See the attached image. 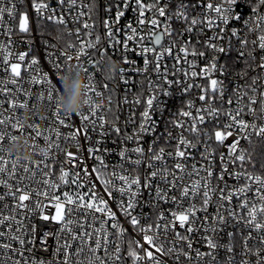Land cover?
Listing matches in <instances>:
<instances>
[{
	"label": "snow or ice",
	"instance_id": "6c2138e0",
	"mask_svg": "<svg viewBox=\"0 0 264 264\" xmlns=\"http://www.w3.org/2000/svg\"><path fill=\"white\" fill-rule=\"evenodd\" d=\"M241 5L248 6L247 17L237 11ZM29 9L38 22L66 29L70 15L79 25L67 31L76 40L65 48L45 44L52 72L39 68L30 42L25 51L16 50L14 33L31 31ZM99 11L98 0H55V6L52 0H0V264H264V171L245 169L251 157L241 146V139L250 143L253 134L264 139V124L255 123L264 120V0H106L105 18ZM128 11L133 20L121 27ZM237 22L242 30L229 27ZM207 30L214 34L201 40ZM58 32L60 41L63 32ZM249 33L256 39L249 41ZM226 36V44L217 43ZM118 48L128 69L113 67L104 76L103 91L88 74L87 110L64 111L62 74L72 66L89 73L85 61L98 67L105 57L111 60L109 49ZM233 50V63L243 64L236 72L243 83L234 81L229 90L223 78L229 67L218 54ZM94 52L99 60L93 61ZM129 52L143 59L142 67ZM169 58L171 67L165 63ZM200 58L205 65L197 71ZM129 73L147 81L146 99L142 91L128 99L134 82ZM199 77L204 83H196ZM121 83L124 93L114 104ZM172 87L190 98L159 132L153 115L163 118L166 105L160 96L171 97ZM129 104L133 108L121 121V105ZM141 104L137 123L134 108ZM28 110L31 123L18 115ZM26 130V143L42 159L8 150L20 137L14 132ZM110 137L117 147L106 146ZM81 139L88 142L91 167ZM61 141L75 143L77 152L65 151ZM112 155L119 158L115 163L107 159ZM260 167L264 170V162Z\"/></svg>",
	"mask_w": 264,
	"mask_h": 264
},
{
	"label": "built area",
	"instance_id": "2783aa9c",
	"mask_svg": "<svg viewBox=\"0 0 264 264\" xmlns=\"http://www.w3.org/2000/svg\"><path fill=\"white\" fill-rule=\"evenodd\" d=\"M187 2H193V0H187ZM84 3L85 4H90V3H92V0H84ZM105 3H106V0H98L99 9H100L99 16H100L101 19L105 18V12L103 11ZM52 4H53V6H55V0H52ZM173 7H174V5H173ZM78 10L79 9H77V11ZM198 10L199 9H197V11ZM237 11L243 12L245 17H247V15H249V9H248L247 5H241L237 9ZM93 19H96V17L93 16ZM68 20H69V23L67 24V28L66 29H65L64 25H58L57 26V25H54V24H52V23H50V22H48L46 20L38 22L36 20L34 11L29 9V27H30L31 31H30V33H27V34H19L18 32L14 33L13 39H15L17 41L16 50L17 51H25L28 48V43L30 42L33 45L32 54L36 55L39 58V60H40L39 68L41 70H43V71L52 72L53 70L51 68V64L49 63V61L47 60V57H46V51H48V49H46L45 44L46 43L55 44L57 46V49H59V48H65L69 42H75V40H76L75 36H68L67 35V31L71 30V31L74 32L75 28L78 27L79 25L71 23V16L70 15L68 16ZM132 20H133V13L131 11H128L126 13V16L121 20L120 26L123 27L125 22L132 21ZM16 24L18 25V20H17ZM174 27L181 28V27H183V25L180 24V23H174ZM229 27L230 28L231 27H236L237 29H241L242 30L243 29V23L242 22L230 23ZM58 29H60L63 32V39L60 40V41H57L55 39L60 34L58 32ZM98 31L101 34H103L104 29L101 27V28L98 29ZM213 34H214L213 30H207L203 35L200 36V39L203 40L206 37L212 36ZM118 38H122V34ZM186 38L187 37H185V39ZM0 39H3V37H0ZM248 39H249V41H251L253 39H256V35L249 33L248 34ZM227 40H228V37L226 36L224 41H217V43L226 44ZM231 43H232L233 46H238L236 38H231ZM249 48H251V44L249 45ZM70 51H72V50H70ZM109 53L111 55V61L115 62L118 65L117 69H119L121 67H123L125 69H128V65L124 64L122 59H121V51H120L119 48L116 49L114 52L111 49H109ZM73 55H74V51H73ZM212 55H213V53H211L209 51V53H208V60L209 61H210ZM218 55H219V62L221 64H225L226 63L228 65V67H229L228 75L226 77H223L226 80V82L228 83L229 90L232 89L234 81H239L242 84L243 81L240 80V78L236 75V72L243 67V64L242 63H233V61L237 59V52L235 50H233V51H230L226 55L225 54H218ZM257 55H260V53H257ZM128 56H129L130 59L135 60L137 62V66H141V67L143 66V59L139 55H137L135 52H129ZM92 59H93V61L99 60L100 59L99 54L94 52L92 54ZM107 59L108 58L105 57L104 58V63L102 65H99L98 67H93L92 65H89L86 61H85V64H84V66L89 69V73H83V75L86 77L88 83H89L88 74L94 75V80L92 81V83L97 84L99 90H101V91H103L102 84L105 82L104 76H107L108 75L107 72L109 71L108 66L106 65V62H105V60H107ZM189 59H191V57H189ZM71 63L74 64V62H71ZM165 63L168 64L169 67H171L173 65L174 61L171 58H169V59H167L165 61ZM197 65H198V67H197L196 70L199 71V68L203 67L205 65V59L204 58L198 59L197 60ZM184 67L187 70V66L185 65ZM149 71H151V69H149ZM253 74H255V73H253ZM116 75H117V80H118L119 79V73H117ZM2 76H3V74L0 73V77H2ZM50 78H52L54 80V82L57 83V86L60 87L58 77L52 76ZM152 78L155 79V75L154 74H153ZM176 78L180 79L181 77L177 76ZM217 78H219V74H217ZM25 79H27V76L25 77ZM129 79L133 80L134 82L131 83L130 85H128V87L131 88V90H132V94L128 96V99L132 100L134 95L137 93V91H142L143 92V97L142 98L146 99L147 95L149 94L148 93V89H147V81L143 80L142 77L137 76L134 73H129ZM142 80H143V83L145 85V87L143 89L140 88V82ZM196 83H204V78L203 77L197 78ZM110 86H111V83H110ZM27 87H28V85L25 84V88H27ZM33 87H34V90L39 91V87L40 86L37 85V86H33ZM124 89H125V86L121 83L119 92L113 96L114 104H115V102L117 101V99L119 97L123 96ZM171 91L173 93V95L171 97H164L163 95L160 96V99L163 100L165 102V105H166L165 112L163 114V118H161L159 113H155L153 115V119L157 120L159 122V127H158V131L159 132H163V130H164L163 121L171 119L172 114L176 113L179 109H181L183 103L187 99L190 98V97L185 96L184 94H182V91H181V89L179 87H172ZM88 96L92 97L93 100L97 99L95 97V95H94V92H88ZM105 96H107V93H105ZM194 97H195V90H194L193 95H192V98H194ZM23 98L24 97H21V99H23ZM197 104H199V101H197ZM121 106L124 109V113H123V115H121L120 119H121V121H123L125 119V117L128 115L129 109H132L133 106L130 105V104L129 105H121ZM29 109H31V103L29 105ZM83 109L86 111L87 110V106L85 105ZM143 110H144L143 104H141L140 106H136L134 108V112H135V115H136L137 123L139 122V113L142 112ZM28 111L30 113V119L27 121V123H31L32 122L31 118L33 117V112L31 110H28ZM40 112L42 114H44V115H48L49 114L48 113V109L46 107H44V106L40 107ZM24 113H25V111H21V112L18 113V115L24 116ZM246 119H251V117H246ZM37 122L40 123L42 126H46L47 125V121H39V120H37ZM73 122L74 123L77 122V118L76 117H73ZM255 123H257V125L259 126L261 124H264V120H256ZM128 130L131 132L132 131V127H129ZM64 131L66 132L67 130L64 129ZM14 134H18L19 136L27 137L28 136V131L26 130L24 133H15L14 132ZM175 134H176V131L174 130L173 131V135H175ZM253 138H256V139L264 141V139H262L259 136H256L255 134H253L250 137V141ZM95 139H97V137L95 135H93V140H95ZM111 139H112L111 137L108 138V143H107L106 146L108 148L117 147V145L112 144ZM145 140L146 141H150L151 137L150 136L146 137ZM231 142H232V138H229V140L226 141V144L231 143ZM31 143L32 142L29 141V144H31ZM61 143H62V147L64 148L65 151H71L73 153L77 152V145L75 143H64L63 141H61ZM39 144H40L41 148L45 147V144H44L42 139L39 141ZM81 144L84 147V155H85V158L87 160V163H88L89 167H91L94 162L90 158H88V154H87V151H86V148L88 146V142L84 141L83 139H81ZM160 144L163 145L164 141L161 140ZM249 144H250L249 140L241 139V146L244 149H246L247 151H248ZM6 147H7V142H6ZM145 147H147V143H145ZM30 149L32 150L31 147H30ZM218 151L226 152V149L225 148H219ZM32 153H33V150H32ZM5 155H6V153H5ZM56 155H57V158L59 160L62 161L64 159L63 153H58ZM32 158L36 159V160L42 159V156L39 153V150H37L35 153H33ZM107 159L111 163H115L119 158L117 156H115V155H112V156L107 157ZM247 164L248 163H246L245 166H244L245 169L247 171H253L252 169H250L248 167ZM66 167L75 168L76 165L73 164V165L66 166ZM217 167H219V165H217ZM55 168L57 169L56 174L59 175V173H58L59 165L58 164L55 165ZM142 171H143V169H141V172ZM229 183L232 184V183H235V182L232 181V180H229ZM98 187H99V185H98ZM165 207L169 208V207H171V205H166ZM113 208L115 209V205H113ZM138 211H139V209H138ZM143 211L145 213H150L151 210L148 207H144ZM209 211H214V209L210 208ZM37 223H39V221H37ZM125 226H127V225H125ZM129 230L131 231V229H129ZM49 243H52V241L49 240ZM37 255H45V254L37 253Z\"/></svg>",
	"mask_w": 264,
	"mask_h": 264
},
{
	"label": "clouds",
	"instance_id": "9594fccd",
	"mask_svg": "<svg viewBox=\"0 0 264 264\" xmlns=\"http://www.w3.org/2000/svg\"><path fill=\"white\" fill-rule=\"evenodd\" d=\"M105 62L109 69L107 72L108 75L111 74V69L113 67H118V65L111 60L107 59ZM77 72H79L78 75ZM62 75L64 77L63 87H65L66 90L60 94L59 98L62 102L64 111L79 112L84 108L85 100L88 98L85 95L88 81L83 75V72L76 69L75 66H72L69 70H66ZM24 117V122L27 123V121L30 119L29 111L24 113ZM26 141L27 137L20 136L14 143L9 145L8 150L18 155H22L25 158H32V150Z\"/></svg>",
	"mask_w": 264,
	"mask_h": 264
},
{
	"label": "trees",
	"instance_id": "16d2710c",
	"mask_svg": "<svg viewBox=\"0 0 264 264\" xmlns=\"http://www.w3.org/2000/svg\"><path fill=\"white\" fill-rule=\"evenodd\" d=\"M248 153L251 157L247 164L248 167L257 173L264 171L260 167L261 163L264 162V141L253 138L249 144Z\"/></svg>",
	"mask_w": 264,
	"mask_h": 264
}]
</instances>
